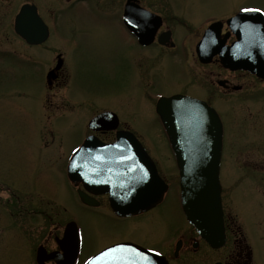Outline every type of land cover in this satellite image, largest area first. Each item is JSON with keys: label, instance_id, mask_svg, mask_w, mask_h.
Returning a JSON list of instances; mask_svg holds the SVG:
<instances>
[{"label": "rangeland", "instance_id": "1", "mask_svg": "<svg viewBox=\"0 0 264 264\" xmlns=\"http://www.w3.org/2000/svg\"><path fill=\"white\" fill-rule=\"evenodd\" d=\"M23 1L26 0H0V184L12 187L11 192L0 190V199H13L14 192L26 196L31 203H45L46 199L30 193V188L38 191L58 182L57 197L67 211L55 214L61 222L72 220L78 224L85 258L105 234L103 224L107 219L92 216L76 197L68 194L64 172L69 155L90 133L89 120L104 110L115 112L121 120L120 127L132 130L170 171L171 148L155 111V101L162 93L185 90L208 98L222 116L224 209L237 219L243 235L264 260V173L259 168L264 166V82L237 73L232 84L240 89L217 88L209 79H221L226 72L215 65H200L194 51L200 28L211 19L231 16L249 5L264 8V0H170L174 12L194 27H176L177 36L183 38L182 53L146 48L145 56L151 52L164 54L155 61L139 55L135 72L123 58L130 60L131 53L142 49L133 46L116 21L112 22L111 15L95 12L73 16L62 12L60 28L66 31L70 24L74 26L81 42L77 52L81 54L72 53L68 46L63 48L68 53L64 59L66 81L53 90L47 86L46 73L54 54L43 52L44 61L25 56L22 52L27 51L14 32V15ZM49 1L59 6L58 0ZM80 8L97 9L91 4H81ZM105 28L110 29L109 33ZM28 187V194H23ZM164 207L170 214L172 232L177 230L175 227L189 232L174 196ZM155 216L154 229L162 234L169 222L164 219L160 223L157 213ZM14 222L11 235L10 229L4 234L8 244L0 246V264H34L32 243L39 235H46V222L38 219L32 226L19 222L27 230L19 234L14 231ZM138 234L143 235L141 231ZM189 255H183L177 264L199 260L192 261Z\"/></svg>", "mask_w": 264, "mask_h": 264}, {"label": "flooded vegetation", "instance_id": "2", "mask_svg": "<svg viewBox=\"0 0 264 264\" xmlns=\"http://www.w3.org/2000/svg\"><path fill=\"white\" fill-rule=\"evenodd\" d=\"M58 3L59 6H56L49 0H26L20 4L14 15L15 18L20 8L24 5L26 6L27 12L24 14L22 20L23 34H17V37L24 45V49L27 51V53L24 51L22 53L31 58L36 57V59L40 61L45 60V56L42 54L45 51L51 52L55 56H53L52 63H50L52 65L48 67V72L46 73L47 86L51 90L58 88L66 81L64 59L68 53L63 48L68 46L72 50V53L76 55L81 54V52H77L81 47V42L79 40L80 37L75 36L76 29L74 26L69 23L70 25L66 30L67 32L60 28V20L63 16L62 12H70L74 14L73 16H80L86 13L93 14L95 12L111 15L112 22L116 21L119 29L122 33L126 34L133 46L142 49L133 54L131 53L129 56L130 60L128 58H123V61L126 62L130 69L132 66L134 72L135 69L138 70L139 55H146L144 52L146 48L158 49L160 52H163L165 49H173L175 50V54L180 55L183 48V42L181 41L183 38L180 39V36H177L176 27L180 26L183 29H187V27L190 29L194 28L191 26V21H188V19L186 20L185 17L174 12L170 0H58ZM81 4H91L96 6L97 9L94 11H92L91 8H88V10L84 8L79 9ZM255 6L264 9L261 5ZM33 13H37L39 21L34 19ZM30 19L32 21H30ZM217 19L219 18L211 19L206 26L200 28L195 44L202 38L205 28ZM27 24L30 26L26 27ZM227 30L228 29L225 28L222 32ZM105 31L109 33L110 29L105 28ZM234 39L235 37L231 35L227 43L232 42ZM28 50H35L36 53L31 51L28 53ZM162 54L164 53L158 55L151 52L149 55L145 56V58L155 61L160 58ZM49 57L50 55L48 54V58ZM59 60H62V63L59 68H56ZM197 61L200 65H215L217 69L226 72V76H223L221 79H214L213 77L209 79L217 88H223L228 91L240 89L241 86L232 84L234 83V75L237 73L247 74L248 76L254 77L257 81L264 82V78L259 77L249 70H230L224 68L220 63V56L218 54L213 55L209 63H202L198 58ZM173 93L189 94L204 99L211 104L208 98L202 95L192 94L185 90L177 89L170 93H162V95H171ZM52 108H54V105H52ZM95 134L104 142H113L116 140L115 130L99 131ZM148 153L156 163L159 174L168 184V189L160 203L139 213L119 215L111 206L109 193L98 192V186L94 187L92 181H88L87 185H85L80 180L74 182L66 177L68 181L66 191L68 194L71 195V197H76L79 203L84 208L88 209L90 214H93L92 216L102 215L107 219L103 224L105 234H103L99 242L97 241L98 243L96 242L93 250L85 258H83L84 255L82 253L83 235L77 224L80 247L72 264H84L91 255L104 247L122 241L134 242L146 248L156 250L162 253L170 264H177L183 255L186 254H190L188 258L192 259V261L199 259L193 264H263L264 260L261 258L262 254L254 249L247 236L243 235L237 219L228 212L224 211L226 242L222 247H211L198 235L192 226H189V232H186L187 229L185 228L175 227L177 230L173 233V227L170 225L171 221H169L170 214L166 213V207L164 206L167 200L172 196L175 197L177 204H179V175L175 157L171 151L170 158L172 170L167 171L149 151ZM167 166L168 165H166V167ZM259 168L262 171L260 173H264V166ZM57 172H59V170H57L56 173ZM11 189L12 187L0 184V190L2 191L11 192ZM80 189L89 195L90 204L81 202L79 198ZM58 191V182H51L48 186H45L44 189L38 191L31 187L30 193L36 192L39 196L42 195L44 199H46L45 203L41 200L35 204L31 203L27 200L26 196L21 197L14 192L11 193L13 199L10 197L7 201H2L0 199V246L8 244V241H4V234L7 235L10 229L11 235L12 220L15 221L14 231L16 234H19L20 231L25 233L27 231L26 228L23 229L22 225L18 224L19 222H25L26 225L32 226L35 224V220H37L38 223V219L40 222L44 219L47 225L46 235H44V237L39 235L37 239L35 238L33 243L31 242L34 248V264H39L37 254L39 255L38 250L40 247H42L44 255L46 256L52 253V255H56L59 260L66 258L68 255L65 251L67 244L62 238L67 223L72 220L61 222L55 214V212L59 210L67 211L66 206H61L59 202V197H57ZM28 192L29 187L22 193L27 195ZM156 213L158 214V219L161 220L160 223H162L164 219L169 222V224L163 227L162 234L159 232L157 234L154 229ZM13 214L14 217H12ZM27 218L29 219L27 220ZM90 223L93 222L90 221ZM139 231H141L143 235L140 236L138 234ZM153 242L157 243L153 244ZM200 251L201 253L198 254ZM43 262L44 264H58L57 260L51 257H47Z\"/></svg>", "mask_w": 264, "mask_h": 264}, {"label": "water", "instance_id": "3", "mask_svg": "<svg viewBox=\"0 0 264 264\" xmlns=\"http://www.w3.org/2000/svg\"><path fill=\"white\" fill-rule=\"evenodd\" d=\"M227 22L236 34L237 40L231 45H225L229 36L227 33L217 42L222 21H215L197 44L200 59L207 61L213 53L218 52L225 66L234 69L251 68L264 76V65L257 69L249 65L250 62L256 63L261 60L264 62V56L262 59L250 56V53L260 52L258 46L264 51V16L257 10L239 12ZM17 31L21 32L19 26ZM61 63L62 60H59L56 68H59ZM156 110L177 157L185 215L212 246L219 247L225 241L219 179L222 122L215 109L205 101L181 94L161 97ZM118 123L115 113L103 112L92 118L89 126L94 130L114 129ZM117 136V141L112 144L103 143L93 135L88 136L72 157L68 169L69 176L73 180L79 178L86 180L85 176L90 173L99 176L98 180L104 184L106 191L117 193L112 203L118 213L145 210L162 198L165 185L158 176L153 161L135 136L126 130L118 131ZM128 152L135 159V168H129L132 162L124 159L128 158ZM91 155L95 158V167L88 170L85 168L86 157ZM120 180L122 184L116 185ZM81 198L87 202L86 197ZM112 249H122L112 253L119 258L118 260L98 259L102 253ZM86 264H168V262L153 251L130 242H123L101 250Z\"/></svg>", "mask_w": 264, "mask_h": 264}, {"label": "snow or ice", "instance_id": "4", "mask_svg": "<svg viewBox=\"0 0 264 264\" xmlns=\"http://www.w3.org/2000/svg\"><path fill=\"white\" fill-rule=\"evenodd\" d=\"M245 11H248V9H245ZM122 251V249H112L109 251H106L105 253L101 254V257H99V260H104L105 258H110L111 260H118V257H115L112 255L113 252Z\"/></svg>", "mask_w": 264, "mask_h": 264}]
</instances>
